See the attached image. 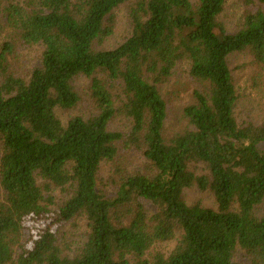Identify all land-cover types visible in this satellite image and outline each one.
I'll list each match as a JSON object with an SVG mask.
<instances>
[{"label": "trees", "instance_id": "16d2710c", "mask_svg": "<svg viewBox=\"0 0 264 264\" xmlns=\"http://www.w3.org/2000/svg\"><path fill=\"white\" fill-rule=\"evenodd\" d=\"M132 1V36L114 50L96 49L114 33V12ZM258 1L230 33L219 22L227 0H0V26L44 48L29 79L10 72L12 45L0 52V264L13 262L17 250L19 264H242L241 253L247 264H264V212L257 214L264 125L238 122L229 65L247 50L264 65ZM182 63L199 89L184 109L186 128L168 136L159 87ZM80 76L92 79L99 113L64 124L57 110L78 106ZM118 115L131 123L126 136L110 130ZM120 143L140 151L145 164L116 168L109 193L99 174L118 158ZM192 164L208 174L196 175ZM195 186L213 193L216 209L185 201ZM52 187L71 192L56 209ZM80 216L88 235L70 256L56 227ZM170 241L177 244L169 254L152 252Z\"/></svg>", "mask_w": 264, "mask_h": 264}, {"label": "rangeland", "instance_id": "374dc122", "mask_svg": "<svg viewBox=\"0 0 264 264\" xmlns=\"http://www.w3.org/2000/svg\"><path fill=\"white\" fill-rule=\"evenodd\" d=\"M197 1V0H194ZM24 3V2H21ZM137 5L136 1L124 4L115 12V27L113 35L106 39L101 45H96L98 50H114L127 41L133 33L131 10ZM260 7L258 0H227L219 22L223 24L230 33H236L242 27L246 15ZM13 47V52L9 56L10 72L16 77L29 79L32 70L41 64L42 46H27L21 40L7 31L4 26H0V52L5 44ZM229 65L234 76L235 85L239 95V104L236 111L238 122L254 123L255 125H264V65L255 62L249 50L236 53L229 59ZM76 89L80 96V103L72 110H57L58 117L67 124L74 117L91 118L99 113L96 100L93 96L92 79L80 76L75 81ZM159 89L169 107V117L166 124L168 136H173L183 131L187 122L184 119V109L192 103V96L199 85L190 74L187 63L177 66L173 76L165 83L160 85ZM122 99V91L118 85L117 91ZM117 104H120L118 101ZM131 129V123L124 116H116L110 124V130L119 132L126 136ZM118 158L112 163H104L99 174V188L109 193L115 191L112 178L115 176L116 168L134 171L142 168L145 164L143 154L135 148L127 149L123 143L118 145ZM190 169L198 176L208 174L205 166L201 164H192ZM45 182H40L44 186ZM45 193H47L44 190ZM50 194L54 197L53 209L64 205L71 197V192L52 187ZM184 199L189 205L201 204L204 207L216 209L217 202L211 191H201L197 186L185 191ZM5 200V193L0 185V203ZM264 207L258 209L257 214L261 216ZM59 245L65 254L75 256L85 244L88 235V221L85 216H80L67 223L58 225ZM35 232V229H33ZM28 246L30 245L27 243ZM176 241H170L164 244H158L152 249V252L158 251L169 254L176 246ZM19 254L17 250L13 262L10 264H19L17 262ZM242 253L238 256V261L247 264L246 259H242Z\"/></svg>", "mask_w": 264, "mask_h": 264}]
</instances>
